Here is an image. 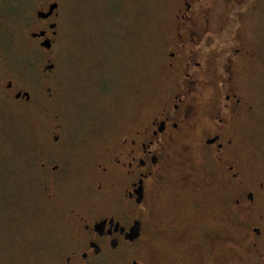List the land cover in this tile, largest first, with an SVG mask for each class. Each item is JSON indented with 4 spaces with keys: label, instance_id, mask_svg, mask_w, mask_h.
I'll return each mask as SVG.
<instances>
[{
    "label": "flooded vegetation",
    "instance_id": "af4514ba",
    "mask_svg": "<svg viewBox=\"0 0 264 264\" xmlns=\"http://www.w3.org/2000/svg\"><path fill=\"white\" fill-rule=\"evenodd\" d=\"M41 1L29 39L45 55L58 41L59 6ZM17 5L0 0V31L3 16L21 15ZM263 8L176 1L157 50L165 83L156 108L128 115L92 152L70 198L61 148L39 162L41 200L61 224L49 242L35 239L41 264H264V178L248 175L242 142L255 110L242 83L259 58L246 31ZM0 92L30 98L1 74Z\"/></svg>",
    "mask_w": 264,
    "mask_h": 264
},
{
    "label": "rangeland",
    "instance_id": "374dc122",
    "mask_svg": "<svg viewBox=\"0 0 264 264\" xmlns=\"http://www.w3.org/2000/svg\"><path fill=\"white\" fill-rule=\"evenodd\" d=\"M13 1L21 15L3 16L0 74L30 98L0 92V264H41L34 241L49 242L61 224L41 200L39 162L61 148L70 172L62 192L70 198L92 152L128 115L156 108L165 83L157 50L177 0H53L58 41L45 55L29 39L42 1ZM246 34L259 58L242 83L255 105L242 131L243 156L248 175L264 178V8Z\"/></svg>",
    "mask_w": 264,
    "mask_h": 264
},
{
    "label": "water",
    "instance_id": "95a60500",
    "mask_svg": "<svg viewBox=\"0 0 264 264\" xmlns=\"http://www.w3.org/2000/svg\"><path fill=\"white\" fill-rule=\"evenodd\" d=\"M54 8H56V6L54 5V6H52L51 7V9H54ZM39 17H45V15H41V14H39ZM46 48H47V46L46 45H44ZM25 98H27L28 96H27V94H24L23 95Z\"/></svg>",
    "mask_w": 264,
    "mask_h": 264
}]
</instances>
